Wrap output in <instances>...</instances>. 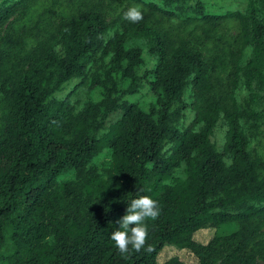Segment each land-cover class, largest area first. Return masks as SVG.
I'll list each match as a JSON object with an SVG mask.
<instances>
[{
	"label": "trees",
	"instance_id": "obj_1",
	"mask_svg": "<svg viewBox=\"0 0 264 264\" xmlns=\"http://www.w3.org/2000/svg\"><path fill=\"white\" fill-rule=\"evenodd\" d=\"M127 1L143 18L124 19L119 30L110 31L101 9L115 0H40V16L58 15L53 32L28 48L21 45L24 28L0 35V98L10 114L0 126V264H157L165 244L194 251L197 262L188 264L254 262L246 247L257 229L252 221L264 224V0H256L258 9L248 1L239 18V38L251 47L233 72L248 89L239 104L214 94L219 81L212 74L228 60L204 57L190 38L171 37L152 20L156 12L169 18L191 9L201 14L194 28L209 25L199 27L206 40L222 15L203 13L200 0ZM35 2L0 0V27L18 15L28 18ZM66 5L73 8L58 14ZM130 37L145 38L156 57L152 68L139 70L143 47L129 44ZM11 57L17 68L7 73ZM73 78L91 92L79 108L70 99L73 89L58 96ZM145 82L153 97L142 107L126 96ZM190 83L195 98L187 103ZM188 106L195 117L187 125ZM221 115L227 128L219 148L211 135ZM106 126L108 160L99 166L93 157ZM67 171L73 177L60 181ZM139 195L160 208L147 221L154 251L124 256L110 237ZM231 222L237 230L197 245L196 231Z\"/></svg>",
	"mask_w": 264,
	"mask_h": 264
},
{
	"label": "rangeland",
	"instance_id": "obj_2",
	"mask_svg": "<svg viewBox=\"0 0 264 264\" xmlns=\"http://www.w3.org/2000/svg\"><path fill=\"white\" fill-rule=\"evenodd\" d=\"M124 1V3L122 2ZM118 3V0L109 7L102 5V10L109 21H111L110 31L121 29V24L124 20V14L119 15V10L122 8L136 7L132 2L127 0H122ZM195 0H190V3H194ZM202 2L203 13L207 14H219L222 15V19L216 20V26L212 27L210 25V34L211 36L206 40H202V36L199 33L200 26H209L202 24L199 27L198 25L193 27L196 21H201V14L191 9H186L185 13L182 15H171L169 18H165L160 12H156L152 18L154 24L165 30L171 37H182L185 39L190 38V44L195 48L199 49L204 57H209L214 53H219V57L222 60H228L224 64L220 65L219 70L212 74V78L216 77L219 84L214 88V94L216 98L226 96L228 100L239 104L241 101L248 96V89L246 86V81L243 75L239 72L238 75H235L236 71L245 64V61L250 56L251 47L250 44L246 41L240 40V35L242 33L239 18L240 15L245 12V7L248 1L251 0H200ZM253 5L257 7L256 0H252ZM127 2V3H126ZM33 11L27 17L18 15L10 21L9 25L4 24L0 27V35L4 33L11 34L13 36L20 35L21 28H24L25 33L22 35L23 43L22 46L28 48L35 43L42 40L43 37L49 35L53 32V28L56 24V19L58 15L55 13L51 15H39L42 4L40 0L33 3ZM74 5V4H73ZM73 5H66L64 10H57L58 14H65L73 8ZM75 6V5H74ZM84 8V7H83ZM128 8V9H129ZM190 17L188 20L185 18ZM183 20V23L179 21ZM23 24V25H22ZM212 27V29H211ZM141 44L143 47V54L145 61L139 68L140 71H143L146 68H152L155 65L156 57L152 55L148 50L145 44V38H128L129 44ZM2 47L5 44H1ZM16 57H11L10 59L4 61L3 67L5 72L13 73L17 66L15 64ZM221 66H224L225 69L221 70ZM237 69V70H236ZM236 70V71H235ZM231 71V73H229ZM235 73L233 74V72ZM151 74V73H150ZM149 74V75H150ZM77 78L71 79L68 83L65 84L63 90L58 93L59 97H62L66 92H73L70 95L71 101L75 104L76 107H81L84 100L91 95V92L87 88V82L84 84H77ZM213 92H211V95ZM129 100L137 102L142 107H147L148 102L152 99V92L148 88V83L145 82L143 86L139 89L138 92L129 94L126 96ZM195 95L193 94V87L190 83L188 85L187 92L185 94V100L187 103L193 101ZM8 103L6 100L0 98V126L4 124L9 119L8 112ZM195 117V110L188 106L185 109V116L183 118V124H190L193 122ZM109 125V124H108ZM226 128L227 123L223 115H221L216 122L213 133L211 135L212 140L216 142L219 148L222 147L226 138ZM110 130L109 126H106L103 130L99 132V140L102 143V147L94 155L93 161L99 166H105L108 160V149L107 146L103 143L106 139V136ZM251 146L254 148L261 147L258 146L255 142V138L251 139ZM178 173V169L175 170L172 174L175 175ZM73 171H67L58 176V179L64 180L67 178L73 177ZM252 222L257 224V229L252 234L249 243L247 244L246 249L252 250L255 253V258L253 264H264V224L259 223L258 219H254ZM238 225L236 223H225L221 224L218 229L215 231L212 227L199 229L195 232L194 238L197 242V245L206 244L209 240L213 238L214 235H226L237 230ZM157 264H167L174 258H179L184 263H195L197 262V254L186 248V247H177L172 244H165L157 253Z\"/></svg>",
	"mask_w": 264,
	"mask_h": 264
},
{
	"label": "clouds",
	"instance_id": "obj_3",
	"mask_svg": "<svg viewBox=\"0 0 264 264\" xmlns=\"http://www.w3.org/2000/svg\"><path fill=\"white\" fill-rule=\"evenodd\" d=\"M143 18L142 12L137 7L129 8L124 13V19L137 23ZM160 214L158 201L148 195H139L129 202L126 214L119 221V227L112 232L111 241L114 247L124 256L130 251L140 252L142 249L151 253L154 251L148 241L147 221L155 220ZM147 244V248L145 245Z\"/></svg>",
	"mask_w": 264,
	"mask_h": 264
}]
</instances>
